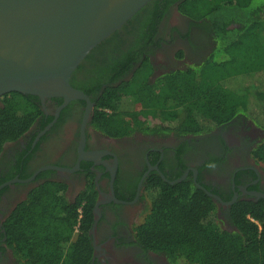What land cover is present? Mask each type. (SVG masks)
I'll use <instances>...</instances> for the list:
<instances>
[{
    "label": "trees",
    "instance_id": "1",
    "mask_svg": "<svg viewBox=\"0 0 264 264\" xmlns=\"http://www.w3.org/2000/svg\"><path fill=\"white\" fill-rule=\"evenodd\" d=\"M171 4L206 40L210 54L149 83L150 57L161 46L154 33ZM107 49L119 59L110 68L114 75L99 82L106 87L95 100L91 126L101 134L198 136L238 117L264 130V0H153L92 49L76 70L92 64L96 54L107 56ZM130 70V79L124 80ZM254 75L258 78L250 77ZM97 89L81 88L86 95ZM41 117L37 97H2L0 152ZM251 157L264 166V139ZM65 190L56 182L39 185L5 221L6 243L17 264H92L90 192L72 203ZM143 191L144 209L133 227L134 244L143 252L162 256L169 264H264V201L234 203L227 230L207 190L190 178L170 185L152 173Z\"/></svg>",
    "mask_w": 264,
    "mask_h": 264
},
{
    "label": "flooded vegetation",
    "instance_id": "2",
    "mask_svg": "<svg viewBox=\"0 0 264 264\" xmlns=\"http://www.w3.org/2000/svg\"><path fill=\"white\" fill-rule=\"evenodd\" d=\"M173 9L177 11L176 5H169L156 26L154 40L161 46L150 57L153 71L149 83L164 73L184 69L192 57L201 59L199 62L207 58L202 52L206 40L191 26L178 51L182 58L175 57L174 45L182 40V33L169 25ZM123 35L131 43V37ZM105 54H96L92 64L76 68L69 80L71 87L82 93V87L98 85L95 95L83 93L92 106L88 117L85 101L74 99L64 105L61 98L39 100L43 117L0 152V264H7L8 255H13L6 243L5 221L32 189L48 182L65 185V196L72 203L90 192L92 264H169L162 256L143 252L133 239V227L144 209V182L152 173L172 178L170 182L186 174L183 180L190 178L198 188L217 196L221 201L215 202L217 217L227 227L234 203L264 201L260 196L264 195V167L251 157L264 139V130L242 117L198 136L134 132L110 138L95 130L91 126L95 100L106 87L99 82L114 75L110 68L119 59L109 49ZM132 72L128 71L124 80L130 79ZM76 166L74 172L50 169L72 170ZM86 204L85 200L83 206Z\"/></svg>",
    "mask_w": 264,
    "mask_h": 264
},
{
    "label": "water",
    "instance_id": "3",
    "mask_svg": "<svg viewBox=\"0 0 264 264\" xmlns=\"http://www.w3.org/2000/svg\"><path fill=\"white\" fill-rule=\"evenodd\" d=\"M151 1L0 0V99L19 93L42 103L53 98L63 99L64 105L82 100L87 103L88 117L92 106L86 95L71 87V74L92 49ZM50 169L74 172L78 166ZM160 175L170 185L186 177L170 182Z\"/></svg>",
    "mask_w": 264,
    "mask_h": 264
},
{
    "label": "rangeland",
    "instance_id": "4",
    "mask_svg": "<svg viewBox=\"0 0 264 264\" xmlns=\"http://www.w3.org/2000/svg\"><path fill=\"white\" fill-rule=\"evenodd\" d=\"M169 25L172 27V28H176V29H178L179 31H181V33H182V36H180V39H182L180 42H179V44L178 45H174V47H175V50H174V55H175V57H177V59H181V58H178V51L184 46V44H185V42H186V36L188 35V32H187V29L189 30V27H190V22H189V20L188 19H186L185 17H183V16H181L176 10H172V12H171V16H170V21H169ZM193 38H195L194 36H193ZM195 41V40H194ZM173 44H175V43H173ZM204 49L205 50H203L202 52H205V53H203V58H206V57H208L209 56V54H210V51H209V45L208 44H204ZM180 48V49H179ZM177 54V55H176ZM205 56V57H204ZM202 58V57H201ZM201 59H197V58H194V57H192V58H190L189 59V61L191 62V63H197V62H199ZM187 64V63H186ZM162 66H164V65H162ZM161 66V67H162ZM176 66V65H175ZM178 67H184V65H178ZM264 74V73H263ZM250 77H254V79H257L258 77L256 76V75H254V76H250ZM252 113H253V111H252ZM251 122V121H250ZM260 166H262V167H264L263 165H260ZM219 219V218H218ZM140 220V219H139ZM138 220V221H139ZM137 221V222H138ZM136 222V223H137ZM220 222H222V221H220ZM221 226H222V228H224V229H227V230H230V227H227V226H225L224 224L222 225L221 224ZM73 239H75V236L73 237ZM131 262H129V264H130ZM7 264H17V262H16V259H15V257L12 255V254H10V255H8V260H7Z\"/></svg>",
    "mask_w": 264,
    "mask_h": 264
},
{
    "label": "built area",
    "instance_id": "5",
    "mask_svg": "<svg viewBox=\"0 0 264 264\" xmlns=\"http://www.w3.org/2000/svg\"><path fill=\"white\" fill-rule=\"evenodd\" d=\"M80 212V211H79ZM76 232H77V230H76Z\"/></svg>",
    "mask_w": 264,
    "mask_h": 264
}]
</instances>
